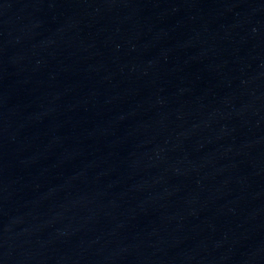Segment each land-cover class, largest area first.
Returning <instances> with one entry per match:
<instances>
[{"label":"water","instance_id":"95a60500","mask_svg":"<svg viewBox=\"0 0 264 264\" xmlns=\"http://www.w3.org/2000/svg\"><path fill=\"white\" fill-rule=\"evenodd\" d=\"M0 264H264V0H0Z\"/></svg>","mask_w":264,"mask_h":264}]
</instances>
